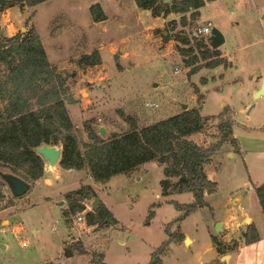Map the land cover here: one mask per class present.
Wrapping results in <instances>:
<instances>
[{
	"label": "rangeland",
	"instance_id": "374dc122",
	"mask_svg": "<svg viewBox=\"0 0 264 264\" xmlns=\"http://www.w3.org/2000/svg\"><path fill=\"white\" fill-rule=\"evenodd\" d=\"M95 3L104 9V21L93 20L90 7ZM148 12L135 0H47L24 10L14 6L1 14L0 40L20 33L42 38L57 72L68 75L66 85L74 102L67 105L82 147L91 142L86 123L97 131L104 126L107 138L127 131L120 109L137 115L140 124H151L198 107L203 115L224 114L233 120L242 153L225 145L213 157L207 174L218 182L217 193H207L208 206L179 222L175 220L182 212L176 203H191L194 197L190 192L163 194L164 167L157 161L106 182L94 180L87 167L65 169L60 162H47L45 177L31 182L26 194L11 199V192H4L0 264H149L153 251L177 233L184 237L170 243L164 264H264V216L255 191L235 204L225 198L230 187L240 196L237 191L244 190L247 181L264 183V95L256 97L264 79V0L208 2L200 18L185 27L180 14L153 17ZM208 21L225 36L219 48L226 63L208 68L203 60L199 71L191 74L175 39L165 41L163 32L170 37L187 34L196 49L197 40L206 38L194 37L193 30ZM96 49L101 64L77 65L78 58ZM218 122L211 118L206 133L194 138L211 141L206 135L216 132ZM87 184L96 191L99 204L111 210L116 224L90 226L85 219L66 224V194ZM252 197L257 200L255 221L261 239L246 244L241 237L246 226L218 235L217 223L230 221L231 226L233 218L255 208ZM92 201H85L86 211L93 210ZM214 235L233 250L219 253ZM68 250L73 254L68 256ZM224 255L230 257L222 260Z\"/></svg>",
	"mask_w": 264,
	"mask_h": 264
},
{
	"label": "trees",
	"instance_id": "16d2710c",
	"mask_svg": "<svg viewBox=\"0 0 264 264\" xmlns=\"http://www.w3.org/2000/svg\"><path fill=\"white\" fill-rule=\"evenodd\" d=\"M45 1L0 0V18L11 7L19 6L24 10ZM212 1L215 0H135L139 8L150 11L153 17L180 14L184 27L189 21H197L201 8ZM90 11L96 22L107 19L100 3L93 4ZM163 34L165 41L175 39L177 51L184 57L185 65L191 67V74L199 71L203 60L208 68L226 63L212 35L205 37L206 40H197L195 49L187 34L178 33L173 37L166 32ZM102 62L101 52L97 49L76 60L79 67L97 66ZM118 66L122 67L120 63ZM67 77L57 72L39 35L20 33L0 40V170L30 182L44 178L47 162L36 151L43 145L61 146L62 168L82 170L87 167L98 182H106L118 174H130L146 162L157 161L164 167L163 194L190 192L194 197L191 203H176L182 212L176 222L208 206L206 194L217 193L218 182L208 177L207 166L225 145H231L237 153H242L240 142L234 136L233 120L224 114L203 115L201 109L195 107L151 124H140L137 115L120 109L118 113L129 129L122 134L103 138L99 131L86 123L91 142H85L82 147L67 105L74 102L66 85ZM211 118L220 119L214 126L216 132L206 135L211 141L200 143L194 136L206 133ZM6 190L10 192L0 178V209L3 208ZM254 191L264 216V183L255 185ZM65 197L68 206L63 215L70 226L76 214L87 210L85 201L93 200L97 193L87 184L67 193ZM14 198L17 197L11 196V199ZM85 220L88 225L97 227L118 222L103 202L95 209L86 211ZM183 237V233L172 234L170 239L153 251L149 264H164L163 256L168 253L170 243L174 240L181 242ZM241 237L249 244L259 241L261 232L252 222L246 225ZM213 243L221 254L234 248L227 247L217 235L213 236ZM44 264L57 263L49 261Z\"/></svg>",
	"mask_w": 264,
	"mask_h": 264
},
{
	"label": "water",
	"instance_id": "95a60500",
	"mask_svg": "<svg viewBox=\"0 0 264 264\" xmlns=\"http://www.w3.org/2000/svg\"><path fill=\"white\" fill-rule=\"evenodd\" d=\"M166 1L169 2L170 0H166ZM212 38L216 46H220L225 42V36L223 32L218 28L213 29ZM165 80H169V77L166 76ZM262 95H264V79L261 88L256 92V97H260ZM184 108L186 109L187 106L185 105ZM99 132L103 138L107 136V129L104 126H101L99 128ZM36 151L37 153L42 155L44 160L48 162L50 165H55L58 162H60V158L62 155L61 147H58L56 145H51V146L43 145L41 147L36 148ZM0 178L7 184L12 196L14 197L23 196L32 187V183L30 181L8 171L0 170ZM99 202H100V198L95 197L92 201V209H95L98 206ZM222 225H223L222 222H219L216 225V231L218 235L221 233ZM1 247L4 248L5 246H1ZM72 254L73 252L71 250H68L67 255L70 256ZM228 257H230V255H224L222 260H226Z\"/></svg>",
	"mask_w": 264,
	"mask_h": 264
},
{
	"label": "crops",
	"instance_id": "0c3cea01",
	"mask_svg": "<svg viewBox=\"0 0 264 264\" xmlns=\"http://www.w3.org/2000/svg\"><path fill=\"white\" fill-rule=\"evenodd\" d=\"M201 11V10H200ZM148 13H150V11L148 12ZM223 150H224V148H223ZM226 151V150H225ZM228 153H230L229 155L230 156H233V151H227ZM255 185H258V184H255L254 182H248L247 181V184L246 185H244V190H239V191H237V193H240V196H234L235 195V189H233V187H230V191H231V193H230V195H228V196H226L225 198H230V200H231V202L233 203V204H235L236 202H238V200L241 198H243V199H247V198H249V197H251V195L249 194V191L250 192H253L254 191V186ZM234 194V195H233ZM253 198V197H252ZM253 201L255 202V208H253V209H251L250 211H248V212H246V213H243L242 214V216H241V218H239V219H235V218H233L232 220H234V223H233V225L231 224V226H229V224H230V221L228 222V224H227V222H222L223 223V225H222V230H221V232L222 231H224V232H222L223 233V235H224V233L225 232H227V235H230V228H232V229H244V227L247 225V224H250V223H255L256 224V221H255V216H256V214H257V211H258V207H257V200H256V198H253ZM241 209H242V207H241ZM258 216H259V214L257 215V218H258ZM231 220V219H230ZM257 225V224H256ZM259 228V227H258ZM260 230V229H259ZM261 232V231H260ZM226 235V236H227ZM225 242H227V240H224Z\"/></svg>",
	"mask_w": 264,
	"mask_h": 264
},
{
	"label": "built area",
	"instance_id": "2783aa9c",
	"mask_svg": "<svg viewBox=\"0 0 264 264\" xmlns=\"http://www.w3.org/2000/svg\"><path fill=\"white\" fill-rule=\"evenodd\" d=\"M214 29V25L211 21L205 22V23H198L194 30H193V36L195 37H207L212 35ZM147 106L154 107L157 106V103H146ZM85 219V212H79L73 217L74 221H81ZM23 245H27L26 242L23 243Z\"/></svg>",
	"mask_w": 264,
	"mask_h": 264
}]
</instances>
